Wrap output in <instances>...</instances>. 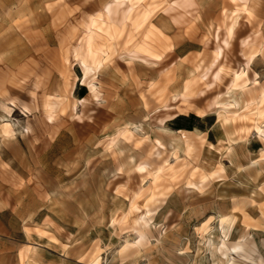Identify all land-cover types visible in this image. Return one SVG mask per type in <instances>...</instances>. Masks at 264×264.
<instances>
[{
    "label": "rangeland",
    "instance_id": "1",
    "mask_svg": "<svg viewBox=\"0 0 264 264\" xmlns=\"http://www.w3.org/2000/svg\"><path fill=\"white\" fill-rule=\"evenodd\" d=\"M111 1L0 0V116L16 133L10 140L0 130V264H222L230 254L233 264H264V136L244 132V121L223 125L212 106L247 63L258 85L241 100L264 92V0L174 10L182 0H145L134 19L146 4L159 7L139 31L128 22L107 43L108 63L85 81L96 84L95 99L74 54ZM153 26L162 61L131 60ZM217 35L230 42L222 81L208 91L196 81L182 103L184 84L211 65ZM192 114L201 122L185 133L188 156L181 131L160 120ZM221 216L235 219L224 246Z\"/></svg>",
    "mask_w": 264,
    "mask_h": 264
},
{
    "label": "bare ground",
    "instance_id": "2",
    "mask_svg": "<svg viewBox=\"0 0 264 264\" xmlns=\"http://www.w3.org/2000/svg\"><path fill=\"white\" fill-rule=\"evenodd\" d=\"M233 4L237 5L238 3H244L247 5L249 0H231ZM145 3V0H112L110 3L106 4L103 8V11L98 16L91 19L90 23L87 26V30L81 39V46L76 49L74 57L79 62L83 70V80L82 85H86L89 89L91 95L97 99V86L93 80L85 83V81L91 77L93 72H96L102 69L109 61L110 47L107 45L109 42L118 40L124 31V26L129 22L132 23L134 30H141L146 22L151 18L155 9L159 7L154 4H146L145 9L142 13L136 16L134 19L135 12L140 8V5ZM193 5V0H182V2H174L170 5L169 9L174 10L176 8L187 9ZM247 13L251 16L252 12L246 10ZM162 35L161 31L155 26L151 27L148 34L145 36L143 41L138 44L135 48L128 51V57L131 60H141L147 64L162 61V55L157 54L153 48L154 37ZM233 28L228 31V36H233ZM217 46L213 51V58L211 65L202 73L198 80L187 81L184 84L182 94L179 96L182 103H187L191 98H193L192 87L196 84V81L206 85V91L211 90L214 86L219 84L222 81L224 75L223 67H218L219 62L223 58V53L225 49L230 46L228 38L220 40L219 35L216 37ZM244 46H248L249 42L245 41ZM249 63L245 65V68H239L236 70L232 79L228 85V88L225 92L227 96L226 100H219L220 96L216 98L212 106L218 109V122H221L223 125L229 123H235L237 121H244L250 123L249 128H245L244 132L250 134L252 131H257V133L264 136V92L260 95L258 100L246 103L243 102L240 96L244 95V92L248 90L250 84L257 86L258 83L255 79H248L249 74ZM210 81V82H209ZM206 91L200 93L204 95ZM177 98H174L173 101H176ZM85 99H80L78 103L84 104ZM15 104L11 103L6 107L5 112L8 114V117H11V114L14 110ZM77 107V103L75 105ZM171 107L165 106V109H170ZM172 109V108H171ZM46 112L48 114L47 119L49 122H54L55 120V108L48 103L46 105ZM246 112H249L250 115L246 116ZM203 114L202 116H205ZM78 119L80 116L76 113ZM201 116V115H200ZM176 116H168L165 119L160 120V124L163 125L168 120H173ZM1 134L5 139H14L16 133L14 130V125L11 121L5 120L0 123ZM128 133V130L121 132L120 136H125ZM181 133L183 136V144L185 148L186 155L190 156L193 152V145L186 138V131L182 130ZM115 143V139H112L111 145ZM175 156V159H178L177 152L172 154ZM146 170L145 167H137L136 171L138 173H143ZM163 171V168H160L154 175V180H157L159 174ZM221 171L222 168H221ZM133 209V208H132ZM149 218V217H148ZM212 217L207 221L203 227L199 230L202 236L208 233V224L213 220ZM219 232L220 240L222 246L225 244L230 231L232 230L235 219L230 216H221L219 217ZM42 233V232H41ZM211 240H208L210 249L217 252L219 250L218 246L212 245ZM241 247L238 245L233 248V252H237ZM21 259L22 256H21ZM235 257L233 254L226 255V261L221 262L222 264H233ZM220 263V261H219ZM218 263V264H219Z\"/></svg>",
    "mask_w": 264,
    "mask_h": 264
},
{
    "label": "trees",
    "instance_id": "3",
    "mask_svg": "<svg viewBox=\"0 0 264 264\" xmlns=\"http://www.w3.org/2000/svg\"><path fill=\"white\" fill-rule=\"evenodd\" d=\"M83 90V93L80 94L81 97H84L86 95L85 89ZM199 122H201V119L192 114L189 116H179L172 120L170 125L175 130H184L191 132L199 126Z\"/></svg>",
    "mask_w": 264,
    "mask_h": 264
},
{
    "label": "crops",
    "instance_id": "4",
    "mask_svg": "<svg viewBox=\"0 0 264 264\" xmlns=\"http://www.w3.org/2000/svg\"><path fill=\"white\" fill-rule=\"evenodd\" d=\"M2 115H4V114H2ZM4 118H5V117H4ZM3 121H4V119L2 120V117L0 116V123L3 122Z\"/></svg>",
    "mask_w": 264,
    "mask_h": 264
}]
</instances>
